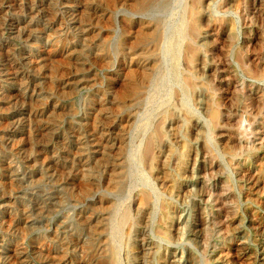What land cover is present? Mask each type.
Wrapping results in <instances>:
<instances>
[{
	"label": "rangeland",
	"instance_id": "rangeland-1",
	"mask_svg": "<svg viewBox=\"0 0 264 264\" xmlns=\"http://www.w3.org/2000/svg\"><path fill=\"white\" fill-rule=\"evenodd\" d=\"M1 1L20 26L8 36L0 18V264H171L174 250L195 264H264V0H199L197 15L192 0H76L74 23L60 0ZM225 118L235 122L221 138ZM106 132L90 162L86 139ZM201 148L217 167L191 178ZM181 214L201 215L207 235H187Z\"/></svg>",
	"mask_w": 264,
	"mask_h": 264
},
{
	"label": "bare ground",
	"instance_id": "bare-ground-1",
	"mask_svg": "<svg viewBox=\"0 0 264 264\" xmlns=\"http://www.w3.org/2000/svg\"><path fill=\"white\" fill-rule=\"evenodd\" d=\"M57 1V0H56ZM100 1V0H99ZM103 1V0H102ZM134 1V0H133ZM140 1V0H139ZM173 1V3H175V1L174 0H172ZM208 2H209V0H207ZM253 1V0H252ZM17 2H18V0H17ZM45 2V1H44ZM179 2V1H178ZM192 3H191V8H192V15H197L198 13H200L201 12V6L199 5V0H192L191 1ZM213 2V1H212ZM255 2V1H254ZM58 3V2H57ZM94 3V2H93ZM132 3H134V2H132ZM132 3H130V4H132ZM204 3V2H203ZM60 4H61V7L63 8V10L67 13V15H68V20L70 21V19L72 20L71 21V23H74L75 21H74V19L73 18H71L70 16L73 14V12H77L76 10H78V8L80 7V3L79 2H76V0H60ZM96 4V3H95ZM169 4H171V3H169ZM176 4H177V2H176ZM22 5V4H21ZM51 5V4H50ZM152 5V4H151ZM210 5H211V3H210ZM113 6V5H112ZM175 6V5H174ZM174 6H172V7H174ZM185 6V5H184ZM258 6V5H257ZM11 7V5L8 3V2H0V18H2L3 20H4V30L7 32V34H8V36H11L12 34H14L16 31H17V29L19 28V26H20V22L17 20V19H14L13 17H11L10 15H8V11H9V8ZM45 7V6H44ZM91 7V6H90ZM102 7H104V6H102ZM145 7H146V4L142 1V3L138 6V7H136V8H138L137 10L141 13V12H144L146 9H145ZM17 8V7H16ZM59 8V7H58ZM130 8V7H129ZM128 8V9H129ZM165 8V7H164ZM175 8V7H174ZM202 8H203V6H202ZM205 8V7H204ZM34 9V8H33ZM172 9V8H171ZM13 10H15V9H13ZM18 10H20V9H18ZM135 10V9H134ZM27 11V10H26ZM37 13L38 12H40V5H36V10H35ZM138 11H136V12H138ZM147 11V10H146ZM168 11V10H167ZM171 11V10H170ZM186 11V10H185ZM206 11H207V9H206ZM89 12V11H88ZM134 12V11H133ZM138 12V13H139ZM104 13V11L102 12V14ZM135 13V12H134ZM146 13V12H145ZM161 13V12H160ZM160 13H158V14H160ZM264 13V12H263ZM20 14V13H19ZM45 14V13H44ZM49 14V13H48ZM151 14V13H150ZM157 14V13H156ZM168 14V13H167ZM251 14V16H253V17H255V15L253 14V13H250ZM25 15V14H24ZM52 15V14H51ZM70 15V16H69ZM165 15V14H164ZM264 15V14H263ZM32 16V15H31ZM87 16V15H86ZM151 16V15H150ZM251 16H250V18H249V22H250V19H251ZM39 17V16H38ZM140 17V16H139ZM149 17V16H148ZM205 17V16H204ZM259 17H261V16H259ZM258 17V18H259ZM47 18V17H46ZM50 18V17H49ZM67 18V17H66ZM92 18V17H91ZM44 19V18H43ZM27 20V19H26ZM85 20V19H84ZM83 19H82V21H84ZM209 20V19H208ZM25 21V20H24ZM44 21V20H43ZM46 21V20H45ZM79 21V20H78ZM82 21H80V22H82ZM91 21V20H90ZM210 21V20H209ZM245 21V20H244ZM259 21H262V23L264 24V16L263 17H261L260 18V20ZM30 22V21H29ZM48 22V21H47ZM122 22V21H121ZM157 22V21H156ZM218 22V21H217ZM22 23V22H21ZM46 23V22H45ZM64 23V22H63ZM65 23H66V21H65ZM88 23V22H87ZM155 23V22H154ZM220 23V22H219ZM247 23V22H246ZM83 24V23H82ZM89 24V23H88ZM192 24V23H191ZM214 24V23H213ZM222 24H223V22H222ZM1 25V24H0ZM45 25V24H44ZM64 25V24H63ZM91 25V24H90ZM96 25V24H95ZM104 25V24H103ZM124 25V24H123ZM143 25V24H142ZM147 25V24H146ZM190 25V24H189ZM207 25V24H206ZM244 25V24H243ZM22 26V25H21ZM28 26V25H27ZM60 26V25H59ZM102 26V25H101ZM37 27V26H36ZM53 27V26H52ZM62 27V26H61ZM166 27V26H165ZM22 28V27H21ZM147 28H148V26H147ZM189 28L191 29V27L189 26ZM31 29V28H30ZM29 28H28V31L30 32L31 30H30ZM34 29V28H33ZM40 29V28H39ZM44 29V28H43ZM42 29V30H43ZM92 29H94V28H92ZM151 29V28H150ZM193 30H194V28H192ZM196 29V28H195ZM263 29V28H262ZM71 30V29H70ZM84 30L85 31H87V30H91V26H88L87 25V27L86 28H81V30H80V33H81V39H82V41H81V44L82 45H84V42H83V39L85 38L84 37V34H85V32H84ZM153 30V29H152ZM41 31V30H40ZM140 31V30H139ZM138 31V32H139ZM149 31V30H148ZM147 31V32H148ZM226 31V30H225ZM34 31L32 30V32L31 33H33ZM50 32V31H49ZM52 32V31H51ZM59 32H61V31H59ZM91 32H93V31H91ZM135 32V31H134ZM211 32V31H210ZM213 32V31H212ZM37 33V35H39V32L36 30L35 31V34ZM46 33V32H45ZM62 33V32H61ZM68 33V32H67ZM70 33V32H69ZM74 33V32H73ZM99 33V32H98ZM63 34V33H62ZM158 34V33H157ZM228 34V33H227ZM245 34V33H244ZM17 35V34H16ZM100 35V34H99ZM128 35H129V33H128ZM261 35V34H260ZM75 36V35H74ZM79 36V35H78ZM95 36H96V34H95ZM138 36V35H137ZM159 36V35H158ZM216 36V35H215ZM215 36H214V38H215ZM223 36V35H222ZM257 36V35H256ZM19 37V36H18ZM33 37V36H32ZM46 37V36H45ZM65 37V36H64ZM97 37L98 36H96V38L95 39H97ZM100 37H101V35H100ZM150 37V36H149ZM165 37V36H164ZM217 37V36H216ZM231 37V36H230ZM61 38V37H60ZM63 38V37H62ZM93 38V37H92ZM102 38V37H101ZM139 38V37H138ZM74 39V38H73ZM79 39V38H78ZM132 39V38H131ZM156 39V38H155ZM199 39V38H198ZM202 39H204V37L202 38ZM213 39V38H212ZM246 39V38H245ZM253 39V41L251 42L252 44V48H255L256 46H259V43H261L260 41H259V39L256 37H253L252 38ZM53 40V37H49V36H47L46 38H45V41L47 42V43H49V42H51ZM57 40V39H56ZM70 40V39H69ZM76 40V39H75ZM90 40V39H89ZM101 40V39H100ZM55 41V40H54ZM78 41V40H77ZM140 41V40H139ZM22 42V41H21ZM25 42V41H24ZM65 42V41H64ZM70 42H71V40H70ZM106 42V41H105ZM137 42V41H136ZM231 42V41H230ZM37 43V42H36ZM86 43V42H85ZM89 43V42H88ZM99 43H101V42H99ZM249 43V42H248ZM7 44V42H6V40L5 39H2V40H0V48H6V45ZM61 44V43H60ZM79 44V43H78ZM102 44V43H101ZM141 44V43H140ZM23 45V44H22ZM62 45V44H61ZM63 45H64V43H63ZM76 45V44H75ZM91 45V44H90ZM94 45V44H93ZM250 45V46H251ZM87 46H88V44H87ZM98 46V45H97ZM223 46V45H222ZM18 47V46H17ZM85 47V46H84ZM138 47V46H137ZM48 48V47H47ZM99 48H101V47H99ZM251 48V47H250ZM17 49H19V48H17ZM23 49V48H22ZM54 49V48H53ZM189 49V48H188ZM204 49V48H203ZM260 49V48H259ZM90 50V49H89ZM100 50V49H99ZM219 50V49H218ZM246 50V49H245ZM256 50V49H255ZM262 50V49H261ZM45 51H46V49H45ZM55 51V50H54ZM187 51V50H186ZM70 52V51H69ZM73 52H75V51H73ZM79 52H80V50H79ZM92 52V51H91ZM98 52V51H97ZM220 52H222V51H220ZM81 53V52H80ZM84 52H82L81 54H83ZM87 53V52H86ZM128 53V52H127ZM188 53H189V51H188ZM219 53V52H218ZM21 54V53H20ZM65 54V53H64ZM115 54V53H114ZM208 54V53H207ZM71 55V54H70ZM96 55V54H95ZM111 55V54H110ZM123 55V54H122ZM5 56V55H4ZM48 56V55H47ZM82 56V55H81ZM107 56V55H106ZM125 56H127V55H125ZM186 56V55H185ZM6 57V56H5ZM23 57V56H22ZM55 57V56H54ZM98 57V56H97ZM124 57V56H123ZM189 57V56H188ZM191 57H193L192 55L189 57V58H191ZM213 57V56H212ZM219 57V56H218ZM3 58V57H2ZM16 58V57H15ZM56 58V57H55ZM63 58V57H62ZM70 58V57H69ZM120 58V57H119ZM125 58V57H124ZM156 58V57H155ZM17 59V58H16ZM58 59V58H57ZM85 59V58H84ZM138 59V58H137ZM86 60V59H85ZM97 60V59H96ZM144 60H145V58H144ZM156 60V59H155ZM186 60V59H185ZM254 60H257V59H254V58H251V62H253ZM9 61H11V60H9ZM17 61V60H16ZM26 61V60H25ZM32 61V60H31ZM65 61V60H64ZM88 61V60H87ZM94 61V60H93ZM103 61V60H102ZM141 61V60H140ZM145 61H147V60H145ZM201 61V60H200ZM30 62V61H29ZM90 62V61H89ZM126 62V61H125ZM137 62V61H136ZM151 62H152V64H153V60H151ZM151 62H150V64H149V66L150 65H152L151 64ZM225 62V61H224ZM23 63V62H22ZM105 63V62H104ZM185 63V62H184ZM213 63V62H212ZM4 64V63H3ZM72 64V63H71ZM76 64H77V62H76ZM93 64V63H92ZM146 64V63H145ZM200 64V63H199ZM6 65V64H5ZM24 65V64H23ZM54 65V64H53ZM96 65V64H95ZM94 65V66H95ZM114 65V64H113ZM142 65V64H141ZM186 65V64H185ZM207 65V64H206ZM229 65V64H228ZM15 66V65H14ZM91 66H93V65H91ZM90 66V67H91ZM109 66V65H108ZM148 66V67H149ZM214 66V65H213ZM212 65H207L206 67H205V70L207 71V72H209V74L211 73V72H213V70H214V67H213ZM246 66V65H245ZM261 66V65H260ZM75 67V66H74ZM84 66H82L81 68H83ZM200 67V66H199ZM249 67V66H248ZM80 68V69H81ZM145 68H146V66H145ZM150 68H151V66H150ZM89 69V68H88ZM189 69V68H188ZM190 69H192V68H190ZM64 70V69H63ZM82 70V69H81ZM91 70V69H90ZM162 70V69H161ZM202 70V69H201ZM14 71V70H13ZM89 71V70H88ZM92 71V70H91ZM198 71H199V68H198ZM198 71H197V73H198ZM96 72V71H95ZM161 72V71H160ZM186 72V71H185ZM200 72V71H199ZM32 73V72H31ZM74 73V72H73ZM76 73V72H75ZM74 73V74H75ZM89 73V72H88ZM92 73V72H91ZM205 73V72H204ZM27 74H28V72H27ZM73 74V75H74ZM104 74V73H103ZM164 74V73H163ZM203 74V73H202ZM219 74H221V73H219ZM70 75V74H69ZM102 75V74H101ZM160 75V74H159ZM197 75V74H196ZM63 76V75H62ZM92 76H93V74H92ZM162 76V75H161ZM16 77V76H15ZM56 77H58V76H56ZM67 77V76H66ZM76 77V76H75ZM80 77V76H79ZM115 77V76H114ZM135 77V76H134ZM228 77V76H227ZM80 78H82V77H80ZM91 78V77H90ZM161 78V77H160ZM210 78V77H209ZM26 79V78H25ZM99 79V78H98ZM102 79V78H101ZM100 79V80H101ZM162 79V78H161ZM217 79V78H216ZM4 80V79H3ZM17 80V79H16ZM20 80V79H19ZM60 80V79H59ZM58 80V81H59ZM63 80H64V77H63ZM63 80H61V81H63ZM86 80H87V78H86ZM136 80V79H135ZM81 81V80H80ZM84 81V80H83ZM160 81V80H159ZM236 81V80H235ZM10 82V81H9ZM137 82H138V80H137ZM25 83V82H24ZM70 83V82H69ZM75 83V82H74ZM79 83V82H78ZM212 83V82H211ZM237 83V82H236ZM1 84H3V83H1ZM73 84V83H72ZM81 84V83H80ZM35 85V84H34ZM37 85V84H36ZM47 85V84H46ZM61 85V84H60ZM64 85V84H63ZM69 85V84H68ZM67 85V86H68ZM93 85V84H92ZM118 85V84H117ZM116 85V86H117ZM38 86V85H37ZM74 86H76V84L74 85ZM88 86H89V84H88ZM98 86V85H97ZM219 86V85H218ZM225 86L227 87V85L225 84ZM249 86V85H248ZM5 87V86H4ZM82 87V86H81ZM84 87V86H83ZM99 87V86H98ZM221 87H223V86H221ZM238 87V86H237ZM62 88V87H61ZM77 88V87H76ZM213 88V87H212ZM27 89V88H26ZM33 89V88H32ZM46 89V88H45ZM63 89V88H62ZM66 89V88H65ZM92 89H93V87H92ZM211 89V88H210ZM209 89V90H210ZM224 89V88H223ZM228 89V88H227ZM257 89V88H256ZM21 90H23V89H21ZM36 90V89H35ZM60 90V89H59ZM98 90V89H97ZM259 90V89H258ZM263 90V89H262ZM25 91V90H24ZM70 91H71V89H70ZM74 91V90H73ZM92 91V90H91ZM99 91V90H98ZM231 91V90H230ZM233 91V90H232ZM235 91V90H234ZM264 91V90H263ZM37 92V91H36ZM39 92V91H38ZM46 92V91H45ZM44 92V93H45ZM67 92V91H66ZM102 92V91H101ZM236 92H237V89H236ZM258 92V91H257ZM10 93V92H9ZM231 93V92H230ZM103 94H104V92H103ZM201 94V93H200ZM7 95V94H6ZM9 95V94H8ZM47 95V94H46ZM59 95V94H58ZM205 95V94H204ZM203 94H201L200 96H199V102H200V105H201V107L203 108V109H205V107H206V101H207V99H206V97L204 96ZM255 95V94H254ZM92 96V95H91ZM228 96H230V94L228 95ZM2 97V96H1ZM0 97V98H1ZM17 97V96H16ZM19 97V96H18ZM35 97V96H34ZM59 97V96H58ZM43 98H45V97H43ZM60 98V97H59ZM95 98V97H94ZM225 98H227V97H225ZM47 99V98H46ZM90 99V98H89ZM233 99V98H232ZM99 100V99H98ZM219 100V99H218ZM28 101V100H27ZM212 101V100H211ZM227 101V100H226ZM262 103H264V100H260ZM21 102V101H20ZM94 102V101H93ZM100 102H101V100H100ZM231 102V101H230ZM258 102H259V100H258ZM37 103V102H36ZM103 103V102H102ZM228 104H229V101L227 102ZM197 104V103H196ZM212 104V103H211ZM223 104V103H222ZM92 105V104H91ZM214 105V104H213ZM226 105V104H225ZM258 105H259V103H258ZM215 106V105H214ZM213 107V106H212ZM227 107H230L229 105H227ZM21 108V107H20ZM35 108V107H34ZM40 108V107H39ZM97 108V107H96ZM102 108V107H101ZM208 109H211V108H209L208 107ZM39 110V109H38ZM35 111V110H34ZM42 111H43V109H42ZM102 111H103V109H102ZM109 111V110H108ZM171 111V110H170ZM53 112V111H52ZM105 112V111H104ZM224 113V112H223ZM116 114H118V113H116ZM207 114V113H206ZM10 115V114H9ZM108 115H110V114H108ZM169 115H171V113L169 112ZM7 116V115H6ZM111 116V115H110ZM117 116V115H116ZM226 116V115H225ZM20 117V116H19ZM32 117V116H31ZM199 117V116H198ZM224 117V116H223ZM12 119V118H11ZM120 119V118H119ZM10 120V119H9ZM22 120V119H21ZM92 120H93V118H92ZM92 120H90V121H92ZM222 121H221V128H220V130L218 131V135L221 137V138H225V137H228V131H229V129L232 127V125L234 124V123H232V122H235V121H232L231 119H229V118H225V119H221ZM112 121V120H111ZM113 121H115L114 119H113ZM124 121V120H123ZM7 122H9V121H7ZM13 122V121H12ZM55 122V121H54ZM89 122V121H88ZM4 123V122H3ZM30 123V122H29ZM32 123V122H31ZM160 123V122H159ZM183 123H185V122H183ZM194 123V122H193ZM193 123L191 124V125H193ZM0 124H2V123H0ZM69 124V123H68ZM168 124V123H167ZM54 125H55V123H54ZM112 125V124H111ZM115 125V124H114ZM217 125V124H216ZM218 125H219V123H218ZM217 125V126H218ZM15 126V125H14ZM68 126V125H67ZM66 126V127H67ZM113 126V125H112ZM173 126V125H172ZM46 127V126H45ZM129 127V126H128ZM2 128V127H1ZM13 128V127H12ZM47 129V128H46ZM72 129V128H71ZM156 129V128H155ZM216 129V128H215ZM219 129V128H218ZM217 129V130H218ZM45 130V129H44ZM83 130H84V128H83ZM157 130H158V128H157ZM169 130V129H168ZM191 130V129H190ZM203 130V129H202ZM259 130V129H258ZM49 131V130H48ZM115 131V130H114ZM124 131V130H123ZM192 131H195V134L198 136V134H200V132H201V127H200V125L196 122V124H195V128H194V130H192ZM242 131V130H241ZM74 132V131H73ZM78 132V131H77ZM264 132V131H263ZM56 133V132H55ZM119 133H120V131H119ZM124 133V132H123ZM153 133V132H152ZM157 133V132H156ZM159 133V132H158ZM191 133V132H190ZM13 134V133H12ZM36 134V133H35ZM63 134V133H62ZM161 134V133H160ZM171 134H172V132H171ZM26 135V134H25ZM55 135V134H54ZM99 135V134H98ZM157 135V134H156ZM191 135V134H190ZM203 135V134H202ZM230 135V134H229ZM233 135V134H232ZM192 136H193V134H192ZM36 137V136H35ZM113 137V136H112ZM248 137V136H247ZM66 138V137H65ZM79 138V137H78ZM97 138V137H96ZM114 138V137H113ZM160 138V137H159ZM252 138V137H251ZM2 139V138H1ZM63 139V138H62ZM150 139V138H149ZM167 139V138H166ZM248 139V138H247ZM32 140V139H31ZM86 140H88V148H89V150H91L90 151V154H91V161L90 162H94V161H98V160H101V157L105 154V150L107 149L106 148V146H107V143H108V141H109V133L108 132H106L105 134H103L101 137H100V139L99 140H96L95 138H93V137H90L89 139H86ZM115 140V139H114ZM63 141V140H62ZM162 141V140H161ZM226 141H227V139H226ZM46 142V141H45ZM114 142V141H113ZM158 142H159V140H158ZM172 142V141H171ZM230 142V143H229ZM227 141V143H226V145H227V148H230L231 146H233L234 144L233 143H231V141ZM163 143V142H162ZM195 144H197V139H195V142H194ZM230 145H229V144ZM28 144H30V143H28ZM63 144V143H62ZM83 144V143H82ZM110 144V143H109ZM126 144V143H125ZM170 144V143H169ZM263 144V143H262ZM55 145V144H54ZM112 145H115V143H113ZM124 145V144H123ZM37 146V145H36ZM77 146V145H76ZM146 146V145H145ZM225 146V145H224ZM6 147V146H5ZM113 147V146H112ZM193 147V146H192ZM226 147V146H225ZM67 148V147H66ZM109 148V147H108ZM150 148V147H149ZM36 149V148H35ZM116 149V148H115ZM128 149V148H127ZM145 149H147V150H149L147 147L145 148ZM144 149V150H145ZM151 149V148H150ZM2 150V149H1ZM144 150H143V152H144ZM146 150V151H147ZM152 150V149H151ZM151 150H149L150 152H151ZM180 150H182L181 148H180ZM184 150V149H183ZM194 150V149H193ZM42 151V150H41ZM116 151V150H115ZM120 151V150H119ZM145 151V152H146ZM9 152V151H8ZM37 152V151H36ZM149 152V153H150ZM197 152V151H196ZM210 152V151H209ZM42 153V152H41ZM112 153V152H111ZM166 153H167V151H166ZM156 154H157V152H156ZM190 154V153H189ZM25 155H27V154H25ZM32 155V154H31ZM44 155V154H43ZM89 155V154H88ZM109 155V154H108ZM145 155V154H144ZM143 155V156H144ZM148 155H149V157H148ZM162 155V154H161ZM76 156V155H75ZM74 156V157H75ZM115 156V155H114ZM116 156H117V154H116ZM29 157V156H28ZM118 157L120 158V155H118ZM117 157V158H118ZM138 157V156H137ZM145 157V156H144ZM147 157H148V160H149V162L150 163H154V156L153 155H150V154H148L147 153ZM192 157V156H191ZM10 158V157H9ZM48 158V157H47ZM64 158V157H63ZM81 158V157H80ZM116 158V159H117ZM207 158H208V156H207V153H205V149H203V148H201V152H199L198 154L197 153H195V155H193V157H192V163H191V168H190V171H189V173L191 174V178H194L195 176H194V173L195 174H201V173H206V172H208V171H210V172H213V171H215V168L217 167L216 166V164H214L212 161H208L207 160ZM35 159V158H34ZM67 159V158H66ZM65 159V160H66ZM84 159V158H83ZM82 159V160H83ZM115 159V158H114ZM145 159H147V158H145ZM26 160V159H25ZM81 160V161H82ZM15 161V160H14ZM41 161H42V159H41ZM53 161V160H52ZM190 161V162H191ZM4 162V161H3ZM56 162V161H55ZM144 162V161H143ZM36 163V162H35ZM106 163V162H105ZM117 163V162H116ZM147 163V162H146ZM38 164V163H37ZM43 164V163H42ZM56 164V163H55ZM63 164V163H62ZM79 164V163H78ZM92 164V163H91ZM71 165V164H70ZM104 165H106V164H104ZM110 165H112V164H110ZM114 165H116L115 163H114ZM145 165H147V164H145ZM7 166H9V165H7ZM43 166V165H42ZM84 166H86V163H84V164H82L81 165V167L82 168H80V169H83V168H85ZM156 166V165H155ZM223 166V165H222ZM88 167V166H87ZM92 167V166H91ZM101 167V166H100ZM147 167V166H146ZM6 168V167H5ZM189 168V167H188ZM9 169V168H8ZM105 169V168H104ZM147 169H149V168H147ZM5 170V169H4ZM13 170V169H12ZM11 170V171H12ZM23 170V169H22ZM62 170V169H61ZM66 170V169H65ZM95 170V169H94ZM119 170V169H118ZM117 170V171H118ZM218 170V169H217ZM2 171V170H1ZM0 171V172H1ZM10 171V170H9ZM36 171V170H35ZM34 171V172H35ZM82 171V170H81ZM220 171V170H219ZM22 172V171H21ZM33 172V173H34ZM43 172V171H42ZM53 172V171H52ZM99 172V171H98ZM110 172V171H109ZM187 172V171H186ZM241 172H242V174H245V171L244 170H241ZM5 173V172H4ZM12 173H15V172H12ZM40 173V172H39ZM63 173V172H62ZM71 173V172H70ZM81 173V172H80ZM87 173V172H86ZM2 174V173H1ZM32 174V173H31ZM53 174V173H52ZM66 174V173H65ZM88 174V173H87ZM86 174V175H87ZM5 175H6V173H5ZM8 175V174H7ZM83 175V174H82ZM81 175V176H82ZM248 175H250V174H248ZM2 176H4V175H2ZM9 176V175H8ZM80 176V177H81ZM85 176V175H84ZM83 176V177H84ZM130 176V175H129ZM61 177V176H60ZM162 177V176H161ZM186 177V176H185ZM6 178V177H5ZM79 178V177H78ZM88 178V177H87ZM181 178V177H180ZM199 178V177H198ZM84 179V178H83ZM167 180V179H166ZM12 181V180H11ZM16 181V180H15ZM15 181H14V183H15ZM60 181V180H59ZM114 181V180H113ZM112 181V182H113ZM3 182V181H2ZM62 182V181H61ZM101 182V181H100ZM196 183H198V182H196ZM201 183V182H200ZM180 184V183H179ZM67 185V184H66ZM201 186V185H200ZM9 187V186H8ZM86 187V186H85ZM202 187V186H201ZM6 188V187H5ZM14 188V187H13ZM164 189V188H163ZM166 189V188H165ZM172 190V189H171ZM185 190V189H184ZM209 190V189H208ZM219 190H220V188H219ZM80 191V190H79ZM185 191H188V190H185ZM84 192V191H83ZM7 193V192H6ZM204 193V192H203ZM218 193V192H217ZM208 194H209V191H208ZM200 195V194H199ZM94 196V195H93ZM191 196V195H190ZM92 197V196H91ZM204 197V196H203ZM90 198V197H89ZM190 198V197H189ZM191 198H193V197H191ZM196 198V197H195ZM93 199H94V197H93ZM99 199V198H98ZM147 199V198H146ZM194 199V198H193ZM232 199V198H231ZM234 199V198H233ZM8 200V199H7ZM101 200V199H100ZM138 200V199H137ZM204 200V199H203ZM226 200H228L225 196H221V195H217V199H216V202H218V203H222V202H224V201H226ZM35 201V200H34ZM62 202V201H61ZM100 202V201H99ZM99 202L97 203V204H99ZM102 202V201H101ZM146 202V201H145ZM144 202V203H145ZM162 202V201H161ZM184 202V201H183ZM11 203V202H10ZM68 204V203H67ZM149 204V203H148ZM151 204V203H150ZM162 204V203H161ZM13 205V204H12ZM25 205V204H24ZM62 205V204H61ZM23 206V205H22ZM35 206H37V205H35ZM94 206V205H93ZM111 206V205H110ZM149 206V205H148ZM198 206V205H197ZM219 206H222V205H219ZM73 207V206H72ZM78 207V206H77ZM76 207V208H77ZM166 207V206H165ZM22 208V207H21ZM24 208V207H23ZM64 208V207H63ZM101 208V207H100ZM138 208V207H137ZM145 208H147V207H145ZM151 208V207H150ZM163 208V207H162ZM231 208V207H230ZM140 208H138V210H139ZM196 209V208H195ZM8 210H9V208H8ZM19 210V209H18ZM87 210V209H86ZM114 211V210H113ZM149 211V210H148ZM167 209H166V211H165V213H167ZM181 211V210H180ZM198 211V210H197ZM4 212V211H3ZM80 212V211H79ZM102 212V211H101ZM111 212V211H110ZM24 213V212H23ZM88 213V212H87ZM86 213V214H87ZM106 213V212H105ZM109 213V212H108ZM112 213V212H111ZM227 213V212H226ZM11 214V213H10ZM79 214V213H78ZM86 214H84L85 216H86ZM229 214V213H228ZM8 215V214H7ZM19 215V214H18ZM30 215V214H29ZM63 215V214H62ZM67 215V214H66ZM88 215V214H87ZM182 215V214H181ZM10 216V215H9ZM21 216V215H20ZM81 216V215H80ZM107 216V215H106ZM163 216V215H162ZM201 216V215H200ZM199 215L197 216L196 214H194L192 217H184V215H182V217H181V219H180V221H179V223H178V225H182V224H184L186 227H187V235H189V236H191V237H193V238H197V239H200L201 238V236L204 234L200 229H199V226H200V224H201V221H202V219H201V217H200ZM14 217V216H13ZM25 218V217H24ZM50 218V217H49ZM76 218V217H75ZM84 218H86V217H84ZM127 219V213L125 212V213H123L122 214V216H121V221H125ZM14 220V219H13ZM24 220H26V219H24ZM27 220H29V219H27ZM176 220H177V218H176ZM85 221H87L86 219H85ZM89 221V220H88ZM120 221V220H119ZM120 221V222H121ZM239 221V220H238ZM18 222H20V221H18ZM43 222V221H42ZM59 222V221H58ZM220 222V221H219ZM6 223V222H5ZM29 223H30V221H29ZM85 223V222H84ZM208 223V222H207ZM2 224V223H1ZM19 224V223H18ZM25 224V223H24ZM94 224V223H93ZM96 224H98V223H96ZM120 224V223H119ZM122 224V223H121ZM30 225V224H29ZM95 225V224H94ZM128 225V224H127ZM235 225H237V224H235ZM22 226H24L25 227V225H22ZM97 226V225H96ZM116 226H117V224H116ZM140 226V225H139ZM146 226V225H145ZM30 227H31V225H30ZM118 227H120V226H118ZM213 227V226H212ZM2 228V227H1ZM27 228V227H26ZM235 228V227H234ZM233 228V229H234ZM238 228V227H237ZM241 228V227H240ZM202 229V228H201ZM232 229V230H233ZM204 230H206V229H204ZM212 230V229H211ZM23 231V230H22ZM89 232H90V230H89ZM13 233V232H12ZM23 233V232H22ZM181 233V232H180ZM185 234V233H184ZM8 235V234H7ZM10 235V234H9ZM178 235V234H177ZM204 235H207V234H204ZM234 235V234H233ZM54 236V235H53ZM180 237V236H179ZM247 238V237H246ZM245 239V238H244ZM50 240V239H49ZM64 240V239H63ZM202 241V240H201ZM246 241V240H245ZM20 242V241H19ZM53 242V241H52ZM99 242V241H98ZM185 242V241H184ZM32 243V242H31ZM31 243H29V244H31ZM74 243V242H73ZM77 243V242H76ZM14 244H16V243H14ZM131 244V243H130ZM21 245V244H20ZM39 245H41V241H40V244ZM85 245V244H84ZM154 245V244H153ZM189 245V244H188ZM15 246V245H14ZM37 246V245H36ZM35 246V247H36ZM86 246V245H85ZM169 246V245H168ZM196 246V245H195ZM202 246H203V244H202ZM18 247V246H17ZM24 247V246H23ZM39 247V246H38ZM76 247H78V246H76ZM81 247H82V245H81ZM11 248V247H10ZM20 247H18V249H19ZM37 248V247H36ZM134 248V247H133ZM143 248V247H142ZM193 248V247H192ZM195 248V247H194ZM39 249V248H38ZM41 249H42V246H41ZM82 250H84L83 248H81ZM169 249V248H168ZM12 250V249H11ZM16 250V249H15ZM170 250V249H169ZM13 251V250H12ZM23 251V250H22ZM40 251V250H39ZM142 251V250H141ZM19 252H20V250H19ZM31 252H33V251H31ZM51 252V251H50ZM4 253V252H3ZM8 253V252H7ZM16 253H18L17 251H16ZM130 253V252H129ZM132 253V252H131ZM11 254V253H10ZM15 254V253H14ZM49 254V253H48ZM82 254V253H81ZM80 254V255H81ZM97 254V253H96ZM171 255H170V257H169V261H170V263L171 264H177V262L178 261H180V257H182V261H183V263L184 264H195V260L193 259V257H191V255H185V256H181L180 255V252H177L176 250H174V251H172L171 253H170ZM242 254V253H241ZM13 255V254H12ZM26 255V254H25ZM95 255V254H94ZM79 256V255H78ZM135 256V255H134ZM6 257V256H5ZM15 257V256H14ZM77 257V256H76ZM25 258V257H24ZM83 258V257H82ZM7 259V258H6ZM21 259V258H20ZM78 259V258H77ZM84 259H86V257L84 258ZM92 259V258H91ZM260 259V258H259ZM83 260V259H82ZM89 260V259H88ZM87 260V261H88ZM96 260V259H95ZM255 260V259H254ZM2 261V260H1ZM75 261V260H74ZM97 261V260H96ZM79 262V261H78ZM109 262H111V261H109ZM16 263V262H15ZM94 263V262H93ZM167 264V263H166Z\"/></svg>",
	"mask_w": 264,
	"mask_h": 264
}]
</instances>
